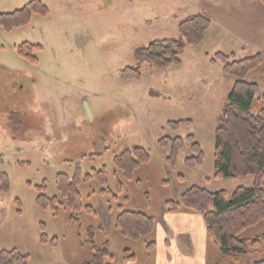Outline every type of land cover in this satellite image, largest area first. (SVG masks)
Here are the masks:
<instances>
[{"label": "rangeland", "instance_id": "1", "mask_svg": "<svg viewBox=\"0 0 264 264\" xmlns=\"http://www.w3.org/2000/svg\"><path fill=\"white\" fill-rule=\"evenodd\" d=\"M32 1L0 0V14L20 11ZM40 1L49 9L47 16L34 15L28 26L11 32L0 29V249L17 250L29 257L28 264H82L90 254L77 233L101 225V241L111 244L115 264H176L170 254L182 256L185 264H237L207 242L200 255L186 230L201 215L182 211L169 220L165 205L193 186L225 191L229 198L238 188L254 186L253 177L214 179L217 119L236 79L211 59L222 52L244 60L264 50L263 2ZM197 14L209 16L212 27L202 45L187 47L180 66L153 71L145 64L141 80H124L123 71L136 65L138 48L178 38L179 24ZM23 44L41 46L33 53L38 64L19 55ZM247 81L264 92V65ZM181 120L192 125L178 132L168 129L170 122ZM189 135L195 136L206 160L188 168L185 160L193 152L187 142L173 170L167 164L170 149L160 146L161 139ZM135 146L148 151L150 162L127 180L115 158ZM62 174L79 176L82 227L79 221L70 226L65 206L54 216L39 205L41 196H59ZM123 211L154 218V236L125 239L114 228ZM261 236L264 222L245 238ZM129 253L136 256L134 263H126ZM260 261L264 244L239 264Z\"/></svg>", "mask_w": 264, "mask_h": 264}, {"label": "trees", "instance_id": "2", "mask_svg": "<svg viewBox=\"0 0 264 264\" xmlns=\"http://www.w3.org/2000/svg\"><path fill=\"white\" fill-rule=\"evenodd\" d=\"M264 4V0H261ZM49 9L40 0L30 2L25 8L12 14H0V29L11 32L28 26L34 15L47 16ZM212 27V20L205 14L187 17L178 26L179 37L151 41L148 45L135 51L136 65L123 71L125 81H139L143 78L142 67L147 64L153 71H164L182 64L181 58L187 47H198L205 41ZM41 46L23 44L18 48L20 56L33 64L38 59L33 54ZM212 64H222L226 75L236 79L235 85L227 102L217 119L215 129V180L250 178L255 180L251 188H238L229 198L225 191L211 192L206 188L193 186L184 192L179 200L166 202L168 213L182 211L199 214L205 221L207 236L210 243L219 249V253L237 264L252 249H260L264 244V236L254 239L245 238L248 231L255 229L264 222V92L256 83L247 81L250 74L264 65V50L247 59L235 60L222 52L211 59ZM256 108H258L256 110ZM191 120L170 122L168 129L178 132L190 127ZM187 142L191 143L193 156L185 160L190 169L201 167L206 156L194 135L186 139L181 137H163L162 148H169L168 166L175 170L180 161V154ZM1 162V161H0ZM150 162V154L144 148L135 146L125 149L115 158V166L127 180H132L135 173ZM103 179L106 172L99 175ZM59 196L48 199L41 196L39 205L50 209L54 216L58 215L59 206L68 211L70 226L75 222L81 224V213L84 209L79 176L70 178L65 174L58 176ZM210 182V180H208ZM5 190L8 186L5 185ZM89 213L96 211L87 207ZM114 228L125 239L141 240L154 236L155 219L137 211H123L114 220ZM103 226L87 227L77 233L81 247L87 249L90 259L82 264H115L112 246L102 242ZM43 242L47 243L46 238ZM153 246V244H151ZM150 245V246H151ZM27 256L17 250L0 249V264H28ZM126 263H134L136 256L129 253ZM254 264H264V261Z\"/></svg>", "mask_w": 264, "mask_h": 264}, {"label": "crops", "instance_id": "3", "mask_svg": "<svg viewBox=\"0 0 264 264\" xmlns=\"http://www.w3.org/2000/svg\"><path fill=\"white\" fill-rule=\"evenodd\" d=\"M191 215L195 216L197 214L195 213H191L189 212ZM182 214L181 212L179 213H169L168 216H169V220H170V217L173 216H178ZM200 216V215H198ZM191 221V220H190ZM187 229L189 230H186V232H188L189 234L191 233L195 239V243H194V247H196V249L199 250V253L200 255L203 256V252H204V248H205V243L207 242L208 244H212L209 242L208 240V236H207V229H206V224H205V221L204 219L202 218L201 216V221L199 220H193L191 221V225H189L187 227ZM168 245V243H166V246ZM213 245V244H212ZM214 248H216L214 245H213ZM182 256H178V257H173L172 254H170V260H173L172 263H176V264H185V262L183 261L184 259H180ZM167 261V260H166ZM176 261V262H174ZM187 264H204V263H199L197 260H190L189 262H187Z\"/></svg>", "mask_w": 264, "mask_h": 264}]
</instances>
